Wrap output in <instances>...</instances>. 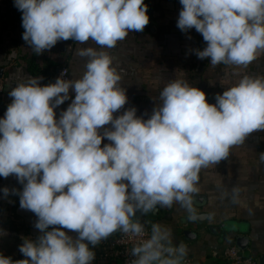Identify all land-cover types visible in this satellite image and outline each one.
I'll return each instance as SVG.
<instances>
[{
	"label": "clouds",
	"instance_id": "9594fccd",
	"mask_svg": "<svg viewBox=\"0 0 264 264\" xmlns=\"http://www.w3.org/2000/svg\"><path fill=\"white\" fill-rule=\"evenodd\" d=\"M179 2L176 26L194 28L206 42L193 50L197 58L246 67L264 50V0ZM14 6L22 39L37 55L70 39L98 47L77 48L87 58L80 78L62 72L41 85L40 77H24L8 93L0 177L14 174L23 186L11 192L36 215L40 235L19 246L25 259L0 254V264H93L96 245L117 230L137 238L129 264H184L188 248L174 244L168 228L152 222L149 232L134 217L178 203L189 220L202 218L194 196L200 170L264 130V77L241 76L214 104L198 87L172 80L145 119L135 106L124 107L128 96L108 51L149 23L144 0H14ZM68 100L57 118L55 109ZM105 139L110 143L101 146ZM237 193L233 187V201Z\"/></svg>",
	"mask_w": 264,
	"mask_h": 264
},
{
	"label": "crops",
	"instance_id": "0c3cea01",
	"mask_svg": "<svg viewBox=\"0 0 264 264\" xmlns=\"http://www.w3.org/2000/svg\"><path fill=\"white\" fill-rule=\"evenodd\" d=\"M148 5L149 23L143 31H130L126 38L118 41L109 49L114 64L121 72L120 86L126 90L128 102L124 106H135L137 115L147 119L153 107L159 102V93L163 86L171 81L173 74H179L184 80L198 87L206 94L210 104L215 103V96L234 85L243 75L264 77V50L248 66L212 65L209 63L204 72L193 68V81L183 78L192 57L185 51L187 38L190 43L196 38L204 42L195 29L190 32L167 28L176 24L182 8L179 0H144ZM24 29L21 26V12L14 6V0H0V69L3 91L0 95V117H3L11 102L9 91L24 77H40L41 85L54 83L57 67L65 65L69 79L80 78L84 72L87 58L76 54L77 48L98 47L91 40L79 44L73 40L58 41L49 51L37 55L22 39ZM70 97L75 93L69 90ZM71 101H65L55 109L57 118L62 109ZM114 113V116L121 114ZM109 127V126H105ZM103 129H100L102 133ZM109 141L102 140L101 146ZM264 130L252 133L246 140L232 146L226 160L218 164H209L200 170L199 189L195 196V207L202 214L201 219H188L187 212L174 203L171 207L157 206L155 223L168 228L172 233L173 243H183L188 248L186 258L190 264H229L208 255L210 249H221L236 245V239L243 237L242 250L245 256L256 259L257 264H264ZM7 187V197L0 191V254L11 257L14 261L25 259L19 246L25 238L35 240L40 232L34 227L37 217L31 211L21 209L19 196L12 189L22 190V185L15 175L0 177V190ZM238 189L235 200L232 188ZM227 193V195H225ZM211 214V218H209ZM137 218H143L139 215ZM136 218V219H137ZM51 227L49 230H51ZM69 235L77 234L65 229ZM103 240L96 245V258L93 264H116L105 258L98 251ZM99 252V255L97 254Z\"/></svg>",
	"mask_w": 264,
	"mask_h": 264
},
{
	"label": "built area",
	"instance_id": "2783aa9c",
	"mask_svg": "<svg viewBox=\"0 0 264 264\" xmlns=\"http://www.w3.org/2000/svg\"><path fill=\"white\" fill-rule=\"evenodd\" d=\"M64 73V78L69 79L68 69L65 65L56 68L54 77L56 79L61 73ZM3 91V81L0 79V95ZM139 222L145 225L147 231L150 232L151 223L146 222L143 218H137ZM137 238H133L128 234H124L117 230L107 239L103 240L98 248L99 252L103 253V258L115 262L116 264H129L131 259L130 250L136 243ZM99 252L97 253L99 255ZM208 255L219 259L222 262L229 264H257L255 258L245 256L241 249L236 245H228L221 249H210ZM191 260L186 258L184 264H190Z\"/></svg>",
	"mask_w": 264,
	"mask_h": 264
},
{
	"label": "trees",
	"instance_id": "16d2710c",
	"mask_svg": "<svg viewBox=\"0 0 264 264\" xmlns=\"http://www.w3.org/2000/svg\"><path fill=\"white\" fill-rule=\"evenodd\" d=\"M170 27L171 29H178L180 30L176 24L174 23H170L167 25V28ZM190 32V30L188 31ZM192 44V47H193V50L194 49H203L205 46H206V42H200L198 41L196 38H194V40L190 43ZM194 51L192 52V57L194 56ZM197 57V56H196ZM209 63V58H205V59H199V58H195L194 60H191L189 62V64H187L188 66L191 67V70H187L186 74H184L183 78L186 77V80L187 81H193V78H194V73H193V68L195 67V70H197L198 72H204L206 70V66L208 65ZM175 79H179V74H173V76H171V81L172 80H175Z\"/></svg>",
	"mask_w": 264,
	"mask_h": 264
},
{
	"label": "water",
	"instance_id": "95a60500",
	"mask_svg": "<svg viewBox=\"0 0 264 264\" xmlns=\"http://www.w3.org/2000/svg\"><path fill=\"white\" fill-rule=\"evenodd\" d=\"M1 72H2V71H1V69H0V77H1ZM139 215H140V214L138 213L137 216L134 217V219H136ZM156 218H157V208L155 209L154 213H150V214H148L147 216H143V219H144L145 221H147L148 223L155 222ZM243 240H244L243 237H238V238L236 239V246H237L239 249H241V250H243V249L245 248V245H243Z\"/></svg>",
	"mask_w": 264,
	"mask_h": 264
},
{
	"label": "rangeland",
	"instance_id": "374dc122",
	"mask_svg": "<svg viewBox=\"0 0 264 264\" xmlns=\"http://www.w3.org/2000/svg\"><path fill=\"white\" fill-rule=\"evenodd\" d=\"M186 41V44H185V51H186V53L187 54H189L190 53V39L189 38H187V40H185Z\"/></svg>",
	"mask_w": 264,
	"mask_h": 264
}]
</instances>
